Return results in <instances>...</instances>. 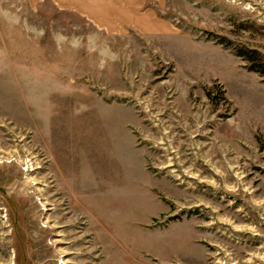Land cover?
<instances>
[{"label":"rangeland","instance_id":"obj_1","mask_svg":"<svg viewBox=\"0 0 264 264\" xmlns=\"http://www.w3.org/2000/svg\"><path fill=\"white\" fill-rule=\"evenodd\" d=\"M87 9L0 0V264H264V0Z\"/></svg>","mask_w":264,"mask_h":264},{"label":"crops","instance_id":"obj_2","mask_svg":"<svg viewBox=\"0 0 264 264\" xmlns=\"http://www.w3.org/2000/svg\"><path fill=\"white\" fill-rule=\"evenodd\" d=\"M145 0H63V3L73 4L77 7H93L86 12L97 15V25L107 28V30H117L124 28L121 23L129 22L131 27L144 28L142 13L140 7ZM97 7V10L95 9ZM138 15L134 18L133 15ZM132 16V19L129 16Z\"/></svg>","mask_w":264,"mask_h":264},{"label":"trees","instance_id":"obj_3","mask_svg":"<svg viewBox=\"0 0 264 264\" xmlns=\"http://www.w3.org/2000/svg\"><path fill=\"white\" fill-rule=\"evenodd\" d=\"M255 70L259 71L260 73L264 74V68L260 67H255Z\"/></svg>","mask_w":264,"mask_h":264},{"label":"bare ground","instance_id":"obj_4","mask_svg":"<svg viewBox=\"0 0 264 264\" xmlns=\"http://www.w3.org/2000/svg\"><path fill=\"white\" fill-rule=\"evenodd\" d=\"M17 151V150H16ZM7 153V152H6ZM4 154H5V152H4ZM17 154V153H16ZM264 258V257H263ZM262 259V258H261ZM247 263V262H246ZM215 264H222V263H220L219 261H217ZM226 264V263H225Z\"/></svg>","mask_w":264,"mask_h":264}]
</instances>
